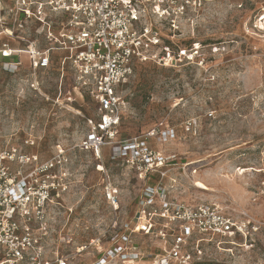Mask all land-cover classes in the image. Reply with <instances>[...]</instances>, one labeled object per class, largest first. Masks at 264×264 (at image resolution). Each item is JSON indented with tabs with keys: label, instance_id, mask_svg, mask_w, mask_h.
I'll return each instance as SVG.
<instances>
[{
	"label": "rangeland",
	"instance_id": "374dc122",
	"mask_svg": "<svg viewBox=\"0 0 264 264\" xmlns=\"http://www.w3.org/2000/svg\"><path fill=\"white\" fill-rule=\"evenodd\" d=\"M7 2L0 0V42L10 22L3 9ZM179 28L162 27V46L168 47L162 53L174 54L172 63L134 62L133 75L119 89L125 105L116 138L140 137L174 156L162 179L173 185L171 199L216 202L236 217L248 213L262 220L264 0H195ZM29 29L25 36L44 45L43 35ZM62 54L53 53L47 68H33L28 53L21 52L22 63L13 71L0 56V149L13 147L47 159L62 148L73 159L71 191L64 201L73 206L67 226L74 242L66 247L73 251L101 231L107 235L114 218L133 228L142 191L160 176L153 172L138 178L120 160L109 159L108 146L101 160L78 147L89 117H97L96 103L72 89L69 67L58 62ZM166 127L173 132L160 139ZM108 184L116 189L115 208L104 195ZM163 223L158 219L152 233L131 232V243L146 255L167 248L170 238L165 242L157 231ZM199 237L189 245V264H264V230L230 236L221 244L210 235ZM100 246H108L106 238ZM91 254H98L92 246L76 260H89Z\"/></svg>",
	"mask_w": 264,
	"mask_h": 264
},
{
	"label": "built area",
	"instance_id": "2783aa9c",
	"mask_svg": "<svg viewBox=\"0 0 264 264\" xmlns=\"http://www.w3.org/2000/svg\"><path fill=\"white\" fill-rule=\"evenodd\" d=\"M194 2L8 0L4 5L10 22L2 28L5 35L0 56L7 59L4 63L8 69L13 71L21 65V52L28 53L33 68L49 67L53 53L62 52L60 65L67 64L71 71L72 89L85 92L96 103L97 117H89L78 147L101 160L103 147L108 146L110 160H120L136 171L138 178L157 172L160 181L142 191L133 228L114 218L107 235L101 231L71 251L66 247L74 242L75 233L67 224L73 206L64 201L71 191L73 159L62 148L47 159L13 147L0 149V264H189L193 258L189 245L203 239L197 235H210L221 244L230 236L246 237L264 230V218L259 220L248 213L236 217L216 202L171 199L173 185L162 179L174 156L152 148L140 137L116 138L125 105L119 89L133 75L134 62L172 63L174 54H163V48L168 47L162 46V27L179 31ZM27 28L42 34L45 44L40 46L36 39L25 36ZM13 39L23 47L12 48L9 40ZM160 132L159 138L164 139L173 129L166 127ZM261 186L264 192V180ZM104 195L115 208L116 189L108 184ZM61 211L66 213L62 217ZM158 219L164 221L158 235L165 242L170 238V242L162 251L146 255L131 243V232L152 233ZM105 238L108 246L102 249L100 242ZM91 246L97 255L76 260V255Z\"/></svg>",
	"mask_w": 264,
	"mask_h": 264
},
{
	"label": "crops",
	"instance_id": "0c3cea01",
	"mask_svg": "<svg viewBox=\"0 0 264 264\" xmlns=\"http://www.w3.org/2000/svg\"><path fill=\"white\" fill-rule=\"evenodd\" d=\"M0 43H1V42H0ZM9 44H10V46H11L12 48H19V47H22L21 44H20V42H19V43H17V42L15 43V42L12 41V40L9 41ZM58 59H59L58 62L60 63V58H58Z\"/></svg>",
	"mask_w": 264,
	"mask_h": 264
},
{
	"label": "bare ground",
	"instance_id": "6f19581e",
	"mask_svg": "<svg viewBox=\"0 0 264 264\" xmlns=\"http://www.w3.org/2000/svg\"><path fill=\"white\" fill-rule=\"evenodd\" d=\"M194 184H195L197 187H199V188H202V187H203L202 183L199 182V181H196Z\"/></svg>",
	"mask_w": 264,
	"mask_h": 264
}]
</instances>
